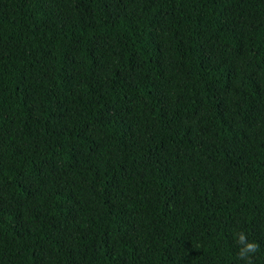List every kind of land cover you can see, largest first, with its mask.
I'll return each instance as SVG.
<instances>
[{"label": "trees", "instance_id": "trees-1", "mask_svg": "<svg viewBox=\"0 0 264 264\" xmlns=\"http://www.w3.org/2000/svg\"><path fill=\"white\" fill-rule=\"evenodd\" d=\"M264 264V0H0V264Z\"/></svg>", "mask_w": 264, "mask_h": 264}, {"label": "clouds", "instance_id": "clouds-1", "mask_svg": "<svg viewBox=\"0 0 264 264\" xmlns=\"http://www.w3.org/2000/svg\"><path fill=\"white\" fill-rule=\"evenodd\" d=\"M235 241L239 246L237 252L238 258L245 261L246 264H253V258L260 250L259 244L249 241L247 234L243 231L236 234Z\"/></svg>", "mask_w": 264, "mask_h": 264}]
</instances>
